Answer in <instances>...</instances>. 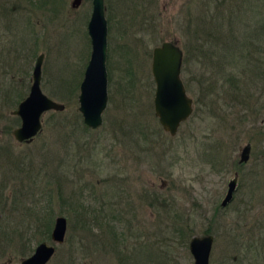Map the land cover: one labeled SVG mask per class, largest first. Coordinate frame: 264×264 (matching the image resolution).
Instances as JSON below:
<instances>
[{"label": "rangeland", "instance_id": "1", "mask_svg": "<svg viewBox=\"0 0 264 264\" xmlns=\"http://www.w3.org/2000/svg\"><path fill=\"white\" fill-rule=\"evenodd\" d=\"M71 1L0 0V264L53 244L39 222L52 228L59 215L65 241L47 264H194L189 241L204 234L213 236L209 264H264V0H104L108 101L95 129L77 100L92 5ZM167 40L186 53L181 77L193 99L174 136L153 106L152 49ZM40 54L42 91L65 109L18 142L12 111Z\"/></svg>", "mask_w": 264, "mask_h": 264}, {"label": "water", "instance_id": "2", "mask_svg": "<svg viewBox=\"0 0 264 264\" xmlns=\"http://www.w3.org/2000/svg\"><path fill=\"white\" fill-rule=\"evenodd\" d=\"M82 0H72L71 7L77 8ZM92 10L87 23L90 38V57L79 86L78 111L83 122L91 129L102 123V112L108 101V78L106 68L108 23L105 16L104 0H91ZM44 55L40 54L32 72V83L28 95L12 111L20 119V125L13 129L12 135L18 142H30L42 130V116L48 111H64L65 104L46 95L41 88L42 64ZM183 51L173 40L163 41L152 49L151 73L155 82L153 97L154 113L163 130L171 136L176 135L182 122L193 112L192 98L187 94L181 77ZM249 144L241 148L239 162L249 159ZM236 177L230 179L226 194L221 202L226 206L233 198ZM67 220L64 216L55 218L51 231V241L40 242L34 251L20 259V264H47L56 251V245L64 242ZM213 236L194 235L189 241V251L194 264H209Z\"/></svg>", "mask_w": 264, "mask_h": 264}, {"label": "flooded vegetation", "instance_id": "3", "mask_svg": "<svg viewBox=\"0 0 264 264\" xmlns=\"http://www.w3.org/2000/svg\"><path fill=\"white\" fill-rule=\"evenodd\" d=\"M214 29H212V31H213ZM212 31H210V32H212ZM212 40V42H214V39H211ZM175 41V40H174ZM179 46H180V44L178 43V41H175ZM230 47V46H229ZM180 48L182 49V51H183V63H184V50H183V48L180 46ZM228 49H231V48H228ZM228 49H226V52H228L229 50ZM182 67H183V64H182ZM185 85V84H184ZM185 88H186V85H185ZM186 92H187V90H186ZM188 94V93H187ZM192 101H193V99H192ZM181 125V124H180ZM246 144H249V146H250V151H249V159H250V157H251V144L250 143H246ZM243 147V146H242ZM241 147V148H242ZM240 153H241V149H240ZM240 153H239V156H240ZM239 159H240V157H239ZM249 159H248V161H249ZM248 161H245V162H239V160H238V163L240 164V166H243L244 164H246ZM237 175V177H236V183H237V185H236V189H235V191H234V193H233V198H234V194H235V192L237 191V189H238V187H239V180H240V176H239V172L238 171H235L234 172V174H233V177L232 178H234L235 176ZM232 178H230V179H232ZM229 179V180H230ZM229 182V181H228ZM227 185H228V183H227ZM227 191V190H226ZM233 198H232V200H233ZM231 200V201H232ZM230 201V202H231ZM229 202V203H230ZM228 203V204H229ZM227 204V205H228ZM226 205V206H227ZM222 206V205H221ZM226 206H222V207H226ZM0 207H2V186H0ZM0 225L2 226V212H0ZM38 228V227H37ZM36 228V229H37ZM42 228V232L44 233V235H45V239L46 238H48V239H51V231H52V228H50V230H48L47 228H45V226L43 227H41ZM64 241H65V239H64ZM42 242V241H41ZM46 242V241H45ZM23 258V257H22Z\"/></svg>", "mask_w": 264, "mask_h": 264}, {"label": "trees", "instance_id": "4", "mask_svg": "<svg viewBox=\"0 0 264 264\" xmlns=\"http://www.w3.org/2000/svg\"><path fill=\"white\" fill-rule=\"evenodd\" d=\"M49 2H50V0H38V3H39V5H41V6H44V5H47V4H49ZM57 2L59 3V2H61V0H57ZM204 16H206L205 14H204ZM112 219H116V217H113L112 216ZM96 220V219H95ZM44 221V222H43ZM42 222V223H41ZM41 222H39V225L41 224V227L43 226H45V228H47L48 230H50V228H51V226L50 225H48V223L49 222H47L46 223V221H45V218L43 217V218H41ZM78 222H83V219L81 218V215H79L78 216ZM40 227V228H41ZM185 233V232H184ZM111 237H112V240H111V242L112 243H116V241H117V238H116V233L114 232V231H112V235H111ZM109 240H108V247H110V249L112 250V249H115L111 244H109ZM110 242V243H111ZM125 262H127V261H125ZM121 264H125L124 263V261H123V263H121Z\"/></svg>", "mask_w": 264, "mask_h": 264}, {"label": "bare ground", "instance_id": "5", "mask_svg": "<svg viewBox=\"0 0 264 264\" xmlns=\"http://www.w3.org/2000/svg\"><path fill=\"white\" fill-rule=\"evenodd\" d=\"M105 2H106V0H105ZM107 7V6H106ZM232 43V42H231ZM186 54V53H185ZM185 57V56H184ZM210 57V56H209ZM185 60H186V58H184ZM87 127V126H86ZM146 261V260H145Z\"/></svg>", "mask_w": 264, "mask_h": 264}]
</instances>
